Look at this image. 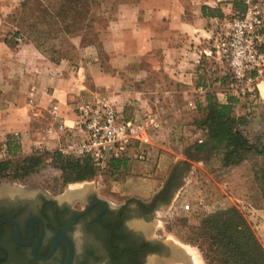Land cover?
Here are the masks:
<instances>
[{
    "label": "crops",
    "instance_id": "crops-1",
    "mask_svg": "<svg viewBox=\"0 0 264 264\" xmlns=\"http://www.w3.org/2000/svg\"><path fill=\"white\" fill-rule=\"evenodd\" d=\"M245 10L243 0L122 3L103 31L104 51L85 43L77 64L54 61L27 40L15 46L4 40L0 144L18 135L26 154L39 148L59 149L67 140L60 125L74 126L78 120L75 101L105 95L122 114L165 113L170 124L153 140L159 164L175 162L177 154L183 162L190 160L186 151L201 137L196 119L202 116L208 96L229 100L224 85L227 66L214 54L215 38L232 16ZM53 106H58L57 116ZM135 152L132 148L127 161L133 169L120 184L125 195L148 199L158 192L148 176L153 165L135 159Z\"/></svg>",
    "mask_w": 264,
    "mask_h": 264
},
{
    "label": "rangeland",
    "instance_id": "rangeland-1",
    "mask_svg": "<svg viewBox=\"0 0 264 264\" xmlns=\"http://www.w3.org/2000/svg\"><path fill=\"white\" fill-rule=\"evenodd\" d=\"M24 1L6 2L0 0V48L4 40H8L7 43L12 46L25 40L28 41V29L25 28L20 17L25 13L35 15L40 14V12H36L34 8L31 10L23 9L22 3ZM94 1L97 4H92L91 14L89 15L94 21L92 23L93 28L77 32L76 29H72L69 33L60 30L54 31L46 40L44 50L47 55L55 61L69 59L76 61L77 64L81 58V47L85 43L94 45L100 52L104 51L101 40L103 31L108 20L116 15V2L118 0ZM135 1L127 0V2ZM53 34H55V37H53ZM218 57L224 61L220 56ZM261 90L263 92L262 97L249 98L255 100V102L238 99L234 110L236 115H247L250 118L251 122L246 127L245 136L258 152L264 148V83L261 84ZM143 113H138L134 117L140 118ZM16 140L20 142V136ZM216 140L217 144L212 150L203 153L201 156L199 155L202 159L186 162H183L182 156L177 154L175 162L167 161L159 164L154 146L151 147V150L148 149L146 154L135 152L137 154L135 159L144 160L148 162L147 164L153 165L148 176L155 180V191L165 187L171 173L176 169L181 181L174 190L170 203L162 206L149 223L151 236L165 241L177 249V254L181 253L187 257L188 262L175 260L172 264H208L200 241L197 239V228L206 214L230 206H236L243 212L264 245V195L262 186L256 178V173L260 172L264 165V155L258 152H250L248 158L242 163L223 166L222 157L226 152L227 142H235V139L226 135L225 138L219 137ZM4 148H6L5 143L4 145L0 144V160L8 157V155L3 154ZM56 151H59V149L39 148L31 154L41 155L45 152L54 153ZM139 153L144 154V157L140 158ZM31 154L24 153L20 148L15 155H10V157L16 159L14 164L17 165L19 158ZM205 157L208 159L207 161L203 160ZM42 160L35 171L29 175H23L21 170L18 172V178H3L0 181V191L22 190L27 187L34 191L43 190L55 196L70 198L75 195H71L73 192L76 193L79 190L84 189V192L95 190L100 197L113 204L133 201L136 198L150 199H145L141 195H125L122 190L120 181L133 169L132 166L127 165L120 170L109 166L105 168L98 167L97 174L91 179L66 182L61 170L54 165V156H42ZM136 174L141 177L145 175L141 172H136ZM143 180L141 179L140 182ZM143 224L145 225L142 222L140 226H143L142 228L146 231V225Z\"/></svg>",
    "mask_w": 264,
    "mask_h": 264
},
{
    "label": "flooded vegetation",
    "instance_id": "flooded-vegetation-1",
    "mask_svg": "<svg viewBox=\"0 0 264 264\" xmlns=\"http://www.w3.org/2000/svg\"><path fill=\"white\" fill-rule=\"evenodd\" d=\"M180 182L176 169L149 200L120 204L95 190L70 198L27 187L0 191V264H65L69 258L70 264L188 262L149 231Z\"/></svg>",
    "mask_w": 264,
    "mask_h": 264
},
{
    "label": "trees",
    "instance_id": "trees-1",
    "mask_svg": "<svg viewBox=\"0 0 264 264\" xmlns=\"http://www.w3.org/2000/svg\"><path fill=\"white\" fill-rule=\"evenodd\" d=\"M122 3H127V0H118L116 2L117 8ZM92 4L96 5L97 2L94 0H25L22 3L23 9L31 10L34 8L36 12H40V14L35 15L25 13L20 17L25 28L28 29V41L54 60L44 50L47 38L50 37L51 33L58 30L69 33L72 29H76V32L92 29L94 21L89 16ZM226 66L225 86L231 77L227 63ZM238 99L255 102L249 98L229 97V100L224 103L218 98L208 96V104L203 110L202 116L196 119L201 128V137L186 151L190 160L202 159L200 156L203 153L216 146V139L225 138L226 135L232 136L235 142H227V149L222 157L223 166L240 164L248 158L250 152H258L245 136L246 127L251 122L250 118L247 115H236L234 112ZM123 115L125 118H135V115ZM5 146L8 150V157L0 160V181L6 177L18 178V172L21 170L23 175L33 173L43 161L42 156H54V165L61 170L66 182L91 179L98 171V167L91 158L72 159L65 157L60 151L45 152L41 155H26L19 158L18 164L15 165L16 159L10 155H15L21 148L20 142L11 136L5 142ZM132 148L145 154L148 149L151 150L150 147L136 142L128 148L121 158L111 160L108 166L116 170L123 169L127 166L128 159L130 160L132 157L130 154ZM258 153L264 155V148ZM156 156L158 161V153ZM203 160L207 161L208 159L205 157ZM256 178L262 186L264 195V165L260 172L256 173ZM197 232V239L200 241L208 264H264V245L243 212L236 206L206 214L202 218Z\"/></svg>",
    "mask_w": 264,
    "mask_h": 264
},
{
    "label": "built area",
    "instance_id": "built-area-1",
    "mask_svg": "<svg viewBox=\"0 0 264 264\" xmlns=\"http://www.w3.org/2000/svg\"><path fill=\"white\" fill-rule=\"evenodd\" d=\"M243 1L246 10L227 21L215 39L214 53L227 63L231 72L225 87L227 96L255 99L262 97L264 83V0ZM75 110L78 116L75 125H60L67 140L59 151L68 158L89 157L99 168L121 158L136 142L151 148L154 138L170 124L168 116L153 110L144 112L140 118H125L105 95L82 96L75 101ZM52 114L58 115V106H53ZM3 154L8 155L7 148Z\"/></svg>",
    "mask_w": 264,
    "mask_h": 264
},
{
    "label": "bare ground",
    "instance_id": "bare-ground-1",
    "mask_svg": "<svg viewBox=\"0 0 264 264\" xmlns=\"http://www.w3.org/2000/svg\"><path fill=\"white\" fill-rule=\"evenodd\" d=\"M263 93V92H262ZM76 189H79V188H76ZM84 190V189H83ZM83 190H79V191H76V193L75 192H73L71 195H74V194H80V193H83L84 191ZM12 192L11 190H7V192ZM83 191V192H82Z\"/></svg>",
    "mask_w": 264,
    "mask_h": 264
},
{
    "label": "water",
    "instance_id": "water-1",
    "mask_svg": "<svg viewBox=\"0 0 264 264\" xmlns=\"http://www.w3.org/2000/svg\"><path fill=\"white\" fill-rule=\"evenodd\" d=\"M70 263H71V259L69 258L65 264H70Z\"/></svg>",
    "mask_w": 264,
    "mask_h": 264
}]
</instances>
